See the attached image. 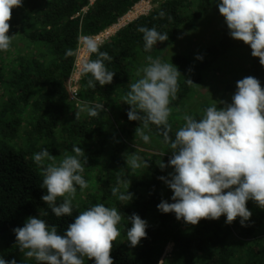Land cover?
I'll return each mask as SVG.
<instances>
[{"label":"trees","instance_id":"1","mask_svg":"<svg viewBox=\"0 0 264 264\" xmlns=\"http://www.w3.org/2000/svg\"><path fill=\"white\" fill-rule=\"evenodd\" d=\"M90 1L23 0L22 7L12 10L8 35L15 37L7 52L0 51V257L17 261L23 255L13 229L23 227L28 217L44 219L63 234L79 212L103 203L115 207L124 217L118 225L121 234L110 253L114 264H264V209L253 201L246 205L252 212L247 226H241L239 218L226 224V216L204 219L193 226L177 220L174 213L158 210L161 200L174 202L167 194L169 187L159 179L174 171L159 167L161 161L168 163L172 150L155 125L146 130L149 143L135 136L140 122L128 119L130 106L123 102L129 85L139 78L138 70L148 63L147 56L175 65L181 75L177 98L170 105V136L174 138L184 124V115L200 119L212 106L208 103L194 111L186 110L190 97L203 85L210 70L219 69L224 57L243 49L248 54L246 66L240 71L242 78L228 80L222 90L216 91L215 104L220 107L223 105L219 101L231 103L236 82L247 76L257 78L264 88V66L251 55L249 45L231 38L219 13L220 0H164L101 45L100 51L113 58L105 61L108 70L115 72L113 81L89 88L87 81L92 77L82 73L80 103L76 107L68 90L75 55L66 57V50L76 51L81 36L95 35L110 27L144 0ZM161 11L165 13L162 18ZM212 18L218 21V36L210 45L198 52L167 50L184 30L196 29ZM140 26L155 27L167 33L169 39L145 52L143 34L137 31ZM90 58L97 57L92 54ZM95 104H103L105 109L97 117L80 111ZM138 140L158 154L140 153L149 167L136 171L128 188L133 198L126 203L118 200L111 188L118 184V178L123 179L126 161L120 154L135 152L130 146ZM74 145L85 152L87 163L82 175L89 187L81 191L77 186L73 215L57 218L41 199L47 190L41 187L42 168L33 155L47 148L58 164L66 155H74ZM119 186L122 193L127 192L123 183ZM60 202L62 199H58ZM44 211L48 215L40 217ZM133 213L148 223L147 238L134 248L126 240L127 229L132 226L127 217ZM168 244H172V251L163 257ZM17 264L37 262L31 258ZM85 264L95 261L85 258Z\"/></svg>","mask_w":264,"mask_h":264},{"label":"clouds","instance_id":"2","mask_svg":"<svg viewBox=\"0 0 264 264\" xmlns=\"http://www.w3.org/2000/svg\"><path fill=\"white\" fill-rule=\"evenodd\" d=\"M22 4L23 0H0L2 52L10 49L15 37L8 35L12 10ZM217 6L231 38L249 45L251 55L264 66V0H220ZM164 16L161 11L159 17ZM137 31L143 34L145 52L169 39L167 33L155 27L140 26ZM81 39L89 57L92 54L97 57L85 60L82 65L83 74L92 77L87 87L111 84L115 72L108 70L105 61L111 62L113 58L100 51L101 45L92 38ZM75 54L71 48L65 52L66 57ZM146 59L148 63L138 70L139 78L129 85L123 102L130 106L128 119L140 122L135 136L149 143L146 130L155 125L172 150L168 163L161 161L159 167L161 170L171 167L174 171L159 179L172 190L174 202L161 200L158 210L174 213L177 220L193 226L201 220H218L221 216H226V224L239 218L241 226H247L252 216L247 202L251 200L264 209V88L260 81L252 76L237 81L231 103L219 101L222 107L209 106L200 119L184 115V124L173 138L170 105L177 98L181 73L172 63L153 59L151 55ZM103 110V104L80 109L91 117L99 116ZM72 152L74 155H66L58 164L47 148L33 155L35 163L42 168L41 187L47 190L41 199L57 218L73 215L77 186L81 191L89 187L82 175L87 163L85 152L75 145ZM125 161L131 170L149 167L147 160L135 152L126 153ZM121 183L127 188L126 193L120 191ZM129 186V180L118 178L111 192L118 200L128 203L133 198ZM58 199L62 202L57 203ZM47 215V211L40 212V217ZM123 219L115 207L97 203L79 212L63 234L58 233L56 225L36 217H28L24 226L14 228L13 232L20 252L25 258H34L37 264H85V258L94 260L95 264H114L110 253L121 234L118 225ZM127 219L132 226L127 229L126 240L134 248L147 238L148 223L136 213ZM0 264H17V261L0 257Z\"/></svg>","mask_w":264,"mask_h":264},{"label":"rangeland","instance_id":"3","mask_svg":"<svg viewBox=\"0 0 264 264\" xmlns=\"http://www.w3.org/2000/svg\"><path fill=\"white\" fill-rule=\"evenodd\" d=\"M164 0H144V4L142 7H139L140 3L142 1L138 2L134 6L137 5V8L135 12L131 13L128 17H126L125 23L128 24L129 22L135 20L137 17L148 14V12L153 9L157 8L159 3ZM139 5V6H138ZM132 11V10H131ZM142 13V14H141ZM125 24V25H126ZM218 21L214 18L209 19L208 22L203 24L202 26H199L196 29L191 30H184L181 35L179 36L178 40L175 44L172 46H168L167 50L169 52L172 51H181V52H198L201 49L207 47L210 45L213 41H215V38L218 36L216 28H218ZM243 49V48H242ZM248 59V54L246 51L243 50H237L236 52L227 55L224 57L220 63H219V69L218 70H210L208 72V75L205 77V81L203 85L196 89L194 95H192L189 99L188 105H187V111H194L201 107L203 104H210L213 105L217 101L218 95L216 94L217 90H222L225 83L228 80H233L235 78H242V75L240 74V71L246 66ZM147 145L142 143L140 140L134 142L131 144L130 147H132L136 154L140 156V153H154L158 154L157 151H152L151 149H148L146 147ZM132 154L129 152H122L120 156H124L125 154ZM139 169V168H138ZM131 170L127 164L125 163V167L123 169V175L122 178L124 180H129L132 182V178L136 176V171ZM168 188V196L172 197L173 192ZM2 245L0 242V255H1ZM172 251V244H168L165 248L163 257L170 254ZM31 258H25L24 255H21L18 258V262L21 261H28Z\"/></svg>","mask_w":264,"mask_h":264},{"label":"built area","instance_id":"4","mask_svg":"<svg viewBox=\"0 0 264 264\" xmlns=\"http://www.w3.org/2000/svg\"><path fill=\"white\" fill-rule=\"evenodd\" d=\"M94 0L90 1V4L93 3ZM144 2L140 3L138 6L142 7ZM137 8L136 6H133L131 10L122 18H120L115 24L111 25L110 27H107L106 29L102 30L101 32L90 35V36H81V37H90L94 41H96L99 45H102L104 42L108 41L110 38H112L121 28L125 26L126 17H128L131 13L135 12ZM88 7L84 8L82 12H86ZM142 14V13H141ZM146 15V14H144ZM127 25V24H126ZM79 39V43L77 46V49L75 51V57L73 62L72 71L68 80V90L70 95V100L74 102V105L78 107L79 105V98L78 93L80 89V81L82 78V65L85 62V60L89 59V54L87 52V49L82 41V39Z\"/></svg>","mask_w":264,"mask_h":264}]
</instances>
